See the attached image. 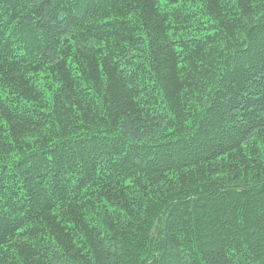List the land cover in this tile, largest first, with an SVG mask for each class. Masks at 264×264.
<instances>
[{
    "label": "trees",
    "instance_id": "obj_1",
    "mask_svg": "<svg viewBox=\"0 0 264 264\" xmlns=\"http://www.w3.org/2000/svg\"><path fill=\"white\" fill-rule=\"evenodd\" d=\"M0 264H264V0H0Z\"/></svg>",
    "mask_w": 264,
    "mask_h": 264
}]
</instances>
